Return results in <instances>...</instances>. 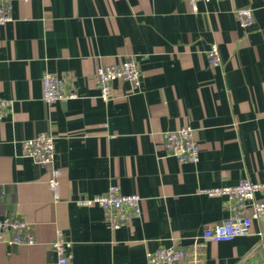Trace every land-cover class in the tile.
Returning a JSON list of instances; mask_svg holds the SVG:
<instances>
[{"label":"crops","instance_id":"1","mask_svg":"<svg viewBox=\"0 0 264 264\" xmlns=\"http://www.w3.org/2000/svg\"><path fill=\"white\" fill-rule=\"evenodd\" d=\"M0 26V217L25 219L33 245L0 244V264H57V229L71 242L68 264H147V251L176 246L179 264L264 261V218L251 234L207 241L203 230L229 216L227 198L203 189L264 180V0H10ZM255 21L239 24L236 9ZM218 44L221 62L209 63ZM136 59L139 85L112 83L100 96L99 65ZM64 79L75 98L46 103L42 77ZM196 131L197 163L180 164L164 133ZM55 137L61 199L49 166L23 153V141ZM120 183L142 198V215L114 230L99 206L75 200ZM262 198V194H257Z\"/></svg>","mask_w":264,"mask_h":264},{"label":"built area","instance_id":"2","mask_svg":"<svg viewBox=\"0 0 264 264\" xmlns=\"http://www.w3.org/2000/svg\"><path fill=\"white\" fill-rule=\"evenodd\" d=\"M193 11L198 9L200 1L186 0ZM11 1L0 0V26L12 20ZM239 24L250 27L254 24L253 10L249 7L236 9ZM209 63L217 66L221 62L217 43H213L208 52ZM118 79L128 80L139 85L141 71L136 59L126 58L118 64L99 65L96 69V81L100 89V96L109 99L112 95V83ZM42 97L46 103L75 98L64 79L46 72L42 77ZM12 110V102L0 99V121ZM164 145L170 155L176 157L180 164L197 163L200 159V146L196 139V131L191 126H183L164 133ZM23 153L36 164L49 166L48 187L57 202L61 199V171L55 166L56 147L55 137L48 133H39L23 141ZM202 192L209 196H224L229 206V216L222 223L207 226L202 237L207 241L229 242L238 236L251 234L255 219L264 218V180L251 181L242 179L233 185H223ZM262 194V198H257ZM81 206H99L109 226L117 230L129 221L142 215V198L138 193L126 194L120 183H113L104 193L81 197L75 200ZM36 238L29 223L17 216L6 215L0 217V244L33 245ZM53 247L57 253V264H68L72 258L71 242L65 237L62 229H57ZM147 264H179L186 258L184 249L176 246L161 247L147 251ZM254 264H264L257 261Z\"/></svg>","mask_w":264,"mask_h":264}]
</instances>
